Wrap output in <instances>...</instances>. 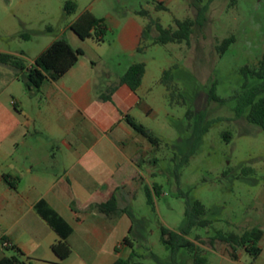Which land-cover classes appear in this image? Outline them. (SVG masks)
Listing matches in <instances>:
<instances>
[{
	"label": "rangeland",
	"instance_id": "1",
	"mask_svg": "<svg viewBox=\"0 0 264 264\" xmlns=\"http://www.w3.org/2000/svg\"><path fill=\"white\" fill-rule=\"evenodd\" d=\"M206 1L165 0L163 9H157L153 2L150 12L164 26H175V18L196 19ZM230 2L213 0L206 21L195 25L189 41L158 44L154 27L145 39L141 37L138 46L142 50L135 56L116 54L111 30L104 41L92 38L83 42L68 27L73 15L57 10L54 5L55 10L47 14H31V27L27 30L31 40L24 46L31 57L54 40L65 37L74 48L83 49L86 59L103 56L111 61L110 68L115 71H122L126 63L144 62L148 73L141 93L151 103L155 115L138 119L161 139L154 151L158 158L155 180L162 189L161 195L154 196L155 205L148 203L145 187L140 185L132 204L123 205L122 225L100 246H94L77 229L69 238L72 254L65 264H111L118 258L128 259L130 264H173L172 251L161 241V227L179 230L182 226L186 201L181 192L188 193L192 200L202 201L208 209L206 218L211 224L196 227L189 237L205 249L209 264H217L218 260V254L211 249L220 251L225 246L230 249L220 241L214 246L209 244L208 238L217 231L241 232L255 226L264 230V131L247 120L249 108L243 116L237 110L244 83L248 81L251 87L263 81L250 74L246 77L241 69L258 68L264 60V0H237L235 5ZM232 34L235 41L220 55L218 45ZM171 67H175L174 83L178 85L173 101L161 81L163 71ZM213 82L225 102H209L207 93ZM189 108L194 112L191 120L186 116ZM201 111L206 112L201 127L209 124V128L195 153L185 162L196 137ZM119 220L120 217L118 224ZM55 236L49 229L42 238L21 239L32 251L41 244L45 254L38 251L33 255L51 260L55 254L50 245L54 244ZM261 246L264 249V237ZM9 252L22 259L18 251ZM240 253L245 263L256 261L245 250L240 249ZM261 256L259 262L264 263V253ZM189 259L186 249L178 252L180 263L189 264Z\"/></svg>",
	"mask_w": 264,
	"mask_h": 264
},
{
	"label": "crops",
	"instance_id": "2",
	"mask_svg": "<svg viewBox=\"0 0 264 264\" xmlns=\"http://www.w3.org/2000/svg\"><path fill=\"white\" fill-rule=\"evenodd\" d=\"M66 1L0 0V54L21 56L31 65L42 52L31 57L24 48L31 40L27 32L31 14L52 12V5L66 13ZM74 1L78 8L72 13L69 29L81 13L89 10L104 18L108 30L114 33L116 54L141 53L137 47L146 19L137 11H152V0ZM17 44L19 47H14ZM85 55L59 80H47L39 88L27 87L25 73L0 62V259L14 256L9 250H15L12 245L16 244L23 252L19 260L28 264H65L69 260L72 253L60 262L52 250L53 243L50 249L55 256L51 260L33 255L38 251L45 254L43 246L39 244L32 251L21 239L42 238L49 233L51 227L35 209L42 198L73 226L68 242L79 229L94 246H100L122 225L125 212L110 217L90 206L115 194L123 209L137 197L140 185L156 183V147L126 120L129 115L143 124L139 117L155 115L141 93L147 68L140 87L132 90L120 83V78L137 62L126 63L122 71H115L103 56L86 59ZM103 94L110 95V99H104ZM52 231L55 243L60 237ZM227 248L211 249L218 254L217 264H247L241 259L240 249H244L239 248V259L234 260ZM261 255L253 264H264L259 262Z\"/></svg>",
	"mask_w": 264,
	"mask_h": 264
},
{
	"label": "trees",
	"instance_id": "3",
	"mask_svg": "<svg viewBox=\"0 0 264 264\" xmlns=\"http://www.w3.org/2000/svg\"><path fill=\"white\" fill-rule=\"evenodd\" d=\"M156 2L157 9L165 8L164 2L160 0H152ZM203 1V0H198ZM213 0H207L206 3L199 9L196 19L190 17L179 19L175 18V26H164L158 18H154L150 10L141 8L137 13L146 19V24L142 32V39H145L152 29L155 27L157 35L155 42L158 44H168L174 42L189 41L196 24H202L207 19V11L210 3ZM237 0H231L230 5H235ZM67 14H72L77 11L78 5L74 0H67L64 4ZM73 30L81 39L93 37L98 42L104 40V36L108 31V26L104 18L96 17L91 11H84L75 19L71 25ZM235 41V35H230L222 40L218 45L220 55L226 52L230 45ZM141 43V42H140ZM141 51V45L137 47ZM84 54L83 49L74 48L65 37H60L54 40L45 50H43L29 65L28 61L18 55L1 53L0 62L14 66L19 72L25 73V84L27 87L39 88L45 81H56L64 76ZM175 67L167 68L163 71L161 81L166 86L169 92V99H175L178 85L174 83L176 80ZM242 73L247 77L249 74L252 77H257L263 81L259 84L249 87L248 81L243 85V92L239 95V105L237 107L240 116H243L246 108H249L246 118L249 122L261 127L264 131V95H260L264 91V60L260 62L258 68L244 66L241 69ZM146 72V64L144 62L133 63L120 78V83L127 84L132 90H137L142 84L144 74ZM182 95V94H180ZM104 99H110V95L103 94ZM207 97L209 102L223 103L226 99L217 94L216 82H213L208 88ZM193 110L189 108L186 112L187 119L193 118ZM206 116L205 111L198 114V129L192 148L185 157V162L195 153L198 142L202 139L204 133L208 131L209 124L201 127V124ZM128 123L139 133L145 135L154 147L159 146L161 139L153 132H149L147 128L137 122L132 116H127ZM190 126V123L188 124ZM5 180L12 186L15 184L9 180L8 175H4ZM145 192L147 201L152 206L155 205L154 196H159L162 193L161 186L154 183L152 186L146 185ZM181 196L185 198V220L179 230H171L165 226L161 227V241L172 251V263L179 264L177 260L178 252L181 249H186L192 258V264H209L208 257L205 254V249L189 236L196 227H208L211 221L206 218L208 209L206 205L196 199L192 200L188 193L181 192ZM90 208H95L97 211L106 214L107 216H115L124 211L118 204L115 194H112L109 199L104 202L94 204ZM35 209L38 214L48 223L60 239L52 245V250L58 256L60 262H64L72 253V248L68 242V237L73 233L74 228L71 223L66 220L49 202L42 198L35 204ZM201 239L200 236H196ZM264 237V230L260 226H255L241 232L222 231L219 230L214 236L208 238L211 246L220 241L229 245L228 253L234 260L239 259V248L248 252L254 260L262 253L261 241ZM201 242H204L201 240ZM12 247L19 253H23L21 248L13 244ZM0 264H28L22 262L16 256H4L0 259ZM111 264H130L128 259L118 258ZM141 264V263H139Z\"/></svg>",
	"mask_w": 264,
	"mask_h": 264
},
{
	"label": "built area",
	"instance_id": "4",
	"mask_svg": "<svg viewBox=\"0 0 264 264\" xmlns=\"http://www.w3.org/2000/svg\"><path fill=\"white\" fill-rule=\"evenodd\" d=\"M7 244H8L7 242H3V245H5V246H6Z\"/></svg>",
	"mask_w": 264,
	"mask_h": 264
}]
</instances>
